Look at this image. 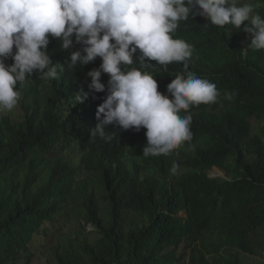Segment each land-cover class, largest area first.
Wrapping results in <instances>:
<instances>
[{
    "label": "trees",
    "instance_id": "obj_1",
    "mask_svg": "<svg viewBox=\"0 0 264 264\" xmlns=\"http://www.w3.org/2000/svg\"><path fill=\"white\" fill-rule=\"evenodd\" d=\"M243 3L259 4L264 18V0ZM244 24L221 28L190 16L172 34L193 46L187 69L125 66L151 74L169 99L166 86L178 73L219 92L216 103L179 113L192 117L190 141L148 157L146 129L109 125L111 141L90 137L109 76L101 75L105 92L89 91L86 74L101 59L69 68L81 45L63 51L50 36L59 78L28 74L16 87L17 109L0 112V264H32L43 250L53 264H242L240 253L264 252V50L249 47ZM81 90L88 96L77 103ZM213 168L227 179L210 178ZM73 212L78 227L67 238L61 229Z\"/></svg>",
    "mask_w": 264,
    "mask_h": 264
},
{
    "label": "clouds",
    "instance_id": "obj_2",
    "mask_svg": "<svg viewBox=\"0 0 264 264\" xmlns=\"http://www.w3.org/2000/svg\"><path fill=\"white\" fill-rule=\"evenodd\" d=\"M257 7L238 0H0V112L17 107L16 87L28 74L35 71L43 80L59 78L63 67L52 63L47 52L51 36L63 51L81 45L65 61L69 68L101 59L99 68L86 74L91 78L89 91L105 92L101 75L109 76L90 137L111 141L105 132L109 125L137 132L143 128L142 154L168 155L192 138L191 115L179 113L193 105L216 103L217 87L192 72L178 73L166 86L169 99L158 91L151 74L125 66L138 61L140 68H147L155 61L166 70L171 62H185L187 69L193 46L172 34L190 16L204 17L221 28L240 29L247 21L243 31L251 36L249 47L264 50V18L255 12ZM137 50L141 55L134 60ZM9 57L10 65L5 63ZM87 96L81 90L75 99L83 103ZM226 98L231 100L232 95Z\"/></svg>",
    "mask_w": 264,
    "mask_h": 264
},
{
    "label": "rangeland",
    "instance_id": "obj_3",
    "mask_svg": "<svg viewBox=\"0 0 264 264\" xmlns=\"http://www.w3.org/2000/svg\"><path fill=\"white\" fill-rule=\"evenodd\" d=\"M15 109H17V108H15ZM15 109H13V110H15ZM17 113H19V111ZM208 175L210 178H218V179H227V177H228V174L226 171L220 170L218 168L211 169L208 172ZM80 211L81 210H79V212ZM181 216H185V214L181 213ZM79 217H80V213H79ZM74 218H76V219H74ZM78 219L79 218H78L77 214L73 212L70 221L66 222L64 224L63 228L61 229L62 232L65 231V233H67V235H66L67 238H71V236L76 231V229L78 227V225H77ZM91 230L92 229L90 227H88L84 233L87 234ZM85 234H84V236H85ZM233 255H235V254H233ZM239 258H241L242 264H264V252H260L256 256L244 255L243 253H240ZM32 264H53V263H51V258H50L48 251L43 250V251H40L39 253L37 252V255L35 256Z\"/></svg>",
    "mask_w": 264,
    "mask_h": 264
}]
</instances>
